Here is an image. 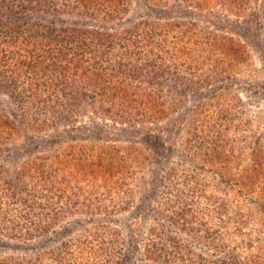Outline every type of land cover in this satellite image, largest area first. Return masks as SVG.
I'll list each match as a JSON object with an SVG mask.
<instances>
[{"label":"rangeland","instance_id":"1","mask_svg":"<svg viewBox=\"0 0 264 264\" xmlns=\"http://www.w3.org/2000/svg\"><path fill=\"white\" fill-rule=\"evenodd\" d=\"M67 1L52 0V15L71 10L63 5ZM83 1L89 11L100 9L97 1ZM220 2L205 5L194 30L225 37L224 53L214 55L208 69L200 56H192L189 69V63L180 66L191 79L202 66L217 80L189 88L175 109L164 105L166 118L154 123L163 126L153 142L166 143L161 153L138 133L139 123L121 125L111 116L85 113L78 129L61 127L45 141L2 140V264H202V250L211 243L222 248L205 251L209 264H264V0H235L237 15ZM133 4L132 20L159 11L140 0ZM163 8L192 15L179 0H166ZM27 67L10 57L3 70L39 94V73L29 74ZM14 177L32 199L15 191Z\"/></svg>","mask_w":264,"mask_h":264},{"label":"trees","instance_id":"2","mask_svg":"<svg viewBox=\"0 0 264 264\" xmlns=\"http://www.w3.org/2000/svg\"><path fill=\"white\" fill-rule=\"evenodd\" d=\"M70 1L63 5L71 10L52 15V0H0V145L2 140L17 141L20 137L27 144L29 140L45 141L61 127L76 130L80 126L76 124L82 122L80 114L85 113L102 120L111 116L121 125L139 123L138 133L146 134V142L154 146V139L163 133V126L160 129L154 123L166 118L164 105L175 109L187 100L185 92L189 88L197 90L217 80L206 76L202 66L192 79L180 70L188 63L189 69L192 56H200L203 61L198 60L208 69L214 55L224 53L225 37L198 35L194 30L196 19L206 15L203 10L211 0H179L192 19L168 13L172 11L163 8L166 0H140L145 7L159 11L140 14L135 20L128 18V12L137 0H92L100 9L90 11L83 0ZM220 1L234 14H240V4L236 5L235 0ZM170 45L172 49H168ZM10 57L28 64L29 74L39 73L34 84L39 94L33 92V87L29 90L15 84L16 79L4 73ZM3 101L8 103L11 117L5 113ZM156 141L154 147L161 153L166 143ZM23 145L14 144V149ZM0 150L6 152L7 147L1 146ZM117 178L120 185L127 186L124 177ZM19 180H15V191L32 199L30 189L18 184ZM124 190L129 196L133 194L128 187ZM30 209L37 214L42 211L40 205ZM88 211L95 214L96 210ZM46 217L53 222V215ZM204 234L202 237L207 239L208 233ZM205 247L201 263L209 264L210 255L205 251L222 246L211 243Z\"/></svg>","mask_w":264,"mask_h":264}]
</instances>
